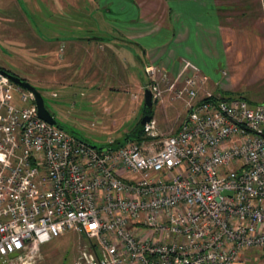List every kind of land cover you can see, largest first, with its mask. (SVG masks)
I'll list each match as a JSON object with an SVG mask.
<instances>
[{"label": "built area", "instance_id": "2783aa9c", "mask_svg": "<svg viewBox=\"0 0 264 264\" xmlns=\"http://www.w3.org/2000/svg\"><path fill=\"white\" fill-rule=\"evenodd\" d=\"M144 75L153 105H183L180 126L159 138L152 118L142 140L104 149L0 76L3 264H35L68 233L87 242L74 264H264V103L200 97L199 72Z\"/></svg>", "mask_w": 264, "mask_h": 264}, {"label": "crops", "instance_id": "0c3cea01", "mask_svg": "<svg viewBox=\"0 0 264 264\" xmlns=\"http://www.w3.org/2000/svg\"><path fill=\"white\" fill-rule=\"evenodd\" d=\"M67 1L35 0L33 8L41 17L61 19L68 17ZM86 1L90 9L84 11L96 28H87L86 34L64 32L60 25L39 27L21 8V20L41 43L32 55L53 61L55 54L47 46L56 43V61L67 62L70 82L79 83L83 77L89 90H100L95 82L103 75L110 91L144 90L145 75V80L131 82L130 64L117 52L131 46L137 49L133 53L143 73L148 65L173 78L199 72L207 78L200 97L222 92L250 104L264 103V0H131L129 5L124 0ZM127 9L133 18L124 27L118 20ZM87 97L96 103L93 93Z\"/></svg>", "mask_w": 264, "mask_h": 264}, {"label": "rangeland", "instance_id": "374dc122", "mask_svg": "<svg viewBox=\"0 0 264 264\" xmlns=\"http://www.w3.org/2000/svg\"><path fill=\"white\" fill-rule=\"evenodd\" d=\"M124 2L128 3L127 5L132 3L131 0ZM67 3L68 17L58 19L52 14H43L41 17L33 8L35 0H0V68L20 75L34 85L41 93L46 109L64 131L83 139L96 149L109 148L116 142H122L125 135L129 134L144 116V90L131 87L127 90L110 91L108 86L111 84L103 75L95 82L100 85V90H89L91 86L86 85L89 82H85L83 77L79 83L70 82L72 76L68 71L67 62L56 61L58 45L54 42L47 46L51 50L50 54H55L53 61H45L32 55L36 53V46L40 47L41 43L29 31V26L21 20L22 6L39 27L56 26L53 29H57L60 25L64 27V32L75 30V33L80 34H86L89 27L96 29L93 17H89L91 14L84 11L86 8L90 9L86 0H68ZM42 9L45 11L44 7ZM48 15L50 17H47ZM119 18L118 22L128 27L133 13L127 9ZM123 49L117 52L120 59L130 64L128 72L132 73H127V76H130L131 82L133 78L137 81L141 78L145 80L141 63L135 55L137 49L131 46ZM26 50L28 53H25ZM90 93L95 95L96 103L88 99L87 95ZM219 95L224 96L225 93L220 92ZM14 96L16 98L15 94ZM152 108V118L156 122L159 138L175 133L184 118L183 105L165 100L162 105H153ZM86 244L85 238L75 233L52 239L41 246L35 264H74L79 251ZM0 264L3 263L0 261Z\"/></svg>", "mask_w": 264, "mask_h": 264}, {"label": "water", "instance_id": "95a60500", "mask_svg": "<svg viewBox=\"0 0 264 264\" xmlns=\"http://www.w3.org/2000/svg\"><path fill=\"white\" fill-rule=\"evenodd\" d=\"M0 76L7 78L11 83H13L15 86L20 88L21 90H25L30 92L34 97V102L37 108V116L41 120L47 122L50 125L57 126L58 124L54 117L49 113V111L46 109L44 105V100L39 91H37L36 87L29 82L21 79L20 77L13 75L3 69H0ZM143 101L144 105L147 109H152L153 103L151 100V94L148 90L143 91ZM152 119V116H149L145 114L142 119L140 120V125L144 126L146 123H148ZM62 129V128H61ZM83 141V140H82ZM85 142V141H84ZM87 143V142H85ZM88 144V143H87Z\"/></svg>", "mask_w": 264, "mask_h": 264}, {"label": "trees", "instance_id": "16d2710c", "mask_svg": "<svg viewBox=\"0 0 264 264\" xmlns=\"http://www.w3.org/2000/svg\"><path fill=\"white\" fill-rule=\"evenodd\" d=\"M153 107V106H152ZM144 113L152 116L153 114V108L147 109L144 105ZM59 128H62L58 125ZM143 138V126L140 125V121L136 124V126L131 130V132L123 138L122 142H116L113 147L117 148L119 146H122L127 141H140ZM83 140V139H81ZM84 141V140H83ZM86 142V141H85Z\"/></svg>", "mask_w": 264, "mask_h": 264}, {"label": "flooded vegetation", "instance_id": "af4514ba", "mask_svg": "<svg viewBox=\"0 0 264 264\" xmlns=\"http://www.w3.org/2000/svg\"><path fill=\"white\" fill-rule=\"evenodd\" d=\"M0 69H3V70H5V71H7V72H9V73H11V74H13V75H16V74H14V73H12V72H10V71H8V70H6L5 68H0ZM16 76H18V75H16ZM19 77V76H18ZM21 79H23V80H25L24 78H22V77H20ZM25 81H27V80H25ZM145 115V114H144Z\"/></svg>", "mask_w": 264, "mask_h": 264}]
</instances>
